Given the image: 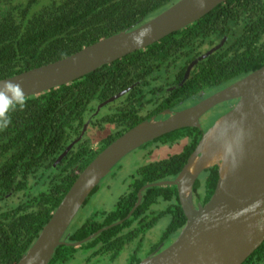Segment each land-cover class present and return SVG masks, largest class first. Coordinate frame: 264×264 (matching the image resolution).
I'll return each instance as SVG.
<instances>
[{"label":"trees","instance_id":"16d2710c","mask_svg":"<svg viewBox=\"0 0 264 264\" xmlns=\"http://www.w3.org/2000/svg\"><path fill=\"white\" fill-rule=\"evenodd\" d=\"M180 0H0V80L70 56L82 48L133 29ZM227 38L221 48L187 69ZM264 66V0H227L187 27L83 77L29 96L26 107L10 113L0 131V264H17L35 243L53 212L93 159L124 132L168 112L203 91L223 89ZM129 89L124 95L98 106ZM89 127L80 139L85 125ZM112 132L98 145L92 130ZM202 132L186 127L141 146L150 149L185 142L183 151L140 166L128 193L109 212L96 211L68 230V243L86 239L124 219L147 184L174 179L195 150ZM76 141V142H75ZM69 152L59 160L66 149ZM208 199L218 167L206 170ZM99 185L92 192L95 193ZM91 194V195H92ZM88 200V199H87ZM87 202V201H86ZM172 215L166 234L180 233L187 222L176 186H151L141 205L123 224L83 243L59 246L49 264H98L119 247L116 231L142 221L153 226ZM109 260V259H107ZM243 264H264V242Z\"/></svg>","mask_w":264,"mask_h":264},{"label":"water","instance_id":"95a60500","mask_svg":"<svg viewBox=\"0 0 264 264\" xmlns=\"http://www.w3.org/2000/svg\"><path fill=\"white\" fill-rule=\"evenodd\" d=\"M226 1L180 0L138 27L103 38L60 60L1 79L0 87L4 81L19 83L29 97L70 84L99 67L146 49ZM146 28H150L151 33L143 37L142 45H137L134 37ZM226 39L197 58L188 68L185 79L197 61L221 48ZM128 90L101 103L96 114ZM232 100H237L236 104L202 135L178 176L142 187L139 201L127 218L140 205L145 189L176 186L187 222L167 248L139 264H243L264 242V66L193 106L169 111L164 118L144 120L109 144L79 173L35 243L17 264H49L59 246L80 247L114 226L102 228L84 240L68 243V230L77 214L120 161L164 135L186 127H200L201 118L212 108ZM88 127L89 123L78 140ZM214 166L218 167L215 191L206 204L195 207V182L205 170Z\"/></svg>","mask_w":264,"mask_h":264},{"label":"flooded vegetation","instance_id":"af4514ba","mask_svg":"<svg viewBox=\"0 0 264 264\" xmlns=\"http://www.w3.org/2000/svg\"><path fill=\"white\" fill-rule=\"evenodd\" d=\"M218 91L219 90L203 91L200 94H198V96H196L192 99H188V100L182 102L181 104H179L174 109V112L182 110V109L187 108L189 106H193V105H195L198 102L206 99L207 97L211 96L212 94H214ZM236 102H237V100H232V101L221 103V104L215 106L214 108H212L204 117H202L200 120L201 126L197 127L202 132V135L215 123V121L219 117H221L222 115L227 113L231 108H233V106L236 104ZM167 116H163V118L167 117ZM202 135H201V137H202ZM154 147L155 146H153L152 149H150V147H144L143 150L144 151L149 150L148 152L151 153L152 151H154L156 149ZM161 147L165 148V147H167V145H163ZM140 148H142V147H140ZM159 148L160 147H157V149H159ZM183 148H184V145L182 146L181 151L175 152V153L182 152ZM191 155H192V153H191ZM165 158H167V157H165ZM205 175H206V170L200 175L199 178H201V177L206 178ZM170 180H173V179H170ZM130 181H128V179H127V182H128L127 187L128 188H129ZM196 182H195L194 189H193V201H194L195 207H198L200 204H202V205L206 204L210 199H208V197L206 196V188L204 186L205 184L202 183L201 188L197 189L196 188ZM138 195H139V192H138ZM124 197H125V195H124ZM178 197H179V195H178ZM142 200H143V193H142ZM142 200H141V202H142ZM138 201H139V197H138ZM137 202L135 203V205L137 204ZM179 202H180V199H179ZM86 203L83 205V207L86 205ZM135 205L132 207V209L135 207ZM140 205H141V203H140ZM180 205H181V203H180ZM132 209L130 210V212L132 211ZM136 209H135V211H136ZM107 212H109V211H107ZM134 212L131 214V216L129 218H127V216L129 215V213H128V215L124 219L110 224V225H114V226L110 227L109 229L123 224L125 220L130 219L133 216ZM167 216L170 217V221H171L172 215L160 216V217H158V219L163 218V217H167ZM146 219L148 221H142L139 224V228L144 226L143 230H140V229L137 230L138 222H133V223H130L128 227L123 228V230L119 229L116 231L117 237L115 238V242L119 247L117 248V250H116L117 252H115L116 254L113 257L111 256V257L106 258L109 260L106 261L105 264H139L145 258L155 256L156 254H158L159 252H161L162 250L167 248L178 237L179 233L177 235H174L175 233L166 234L165 233L166 229H167V227H166L165 231L160 236L158 241L157 240L155 241L154 239H152V242H150L149 246H145L146 241H147V237H148V231L152 227H154L157 223L156 222L155 224H153V226H145V225L150 224L149 222H150L151 218H146ZM170 221H169V223H170ZM110 225H107L105 227H108ZM105 227H103V228H105ZM106 230H108V229H106Z\"/></svg>","mask_w":264,"mask_h":264},{"label":"rangeland","instance_id":"374dc122","mask_svg":"<svg viewBox=\"0 0 264 264\" xmlns=\"http://www.w3.org/2000/svg\"><path fill=\"white\" fill-rule=\"evenodd\" d=\"M112 132V128H107L103 131L92 130L89 132L90 137L95 141V145H98L104 138H106ZM185 142L180 143L172 148L160 147L155 149L151 153L144 151L143 148H139L127 155L118 165H116L112 171L102 180L98 190L90 195L87 203L81 208L73 221L70 230L91 217L96 211H111L114 210L122 196L128 192V181L131 180V175L145 163L170 157L175 152H179ZM169 155V156H168ZM170 217L159 218L156 225L148 231V237L145 246H149L152 239L159 240L160 236L165 231L169 224ZM107 259H101L99 264H105Z\"/></svg>","mask_w":264,"mask_h":264},{"label":"clouds","instance_id":"9594fccd","mask_svg":"<svg viewBox=\"0 0 264 264\" xmlns=\"http://www.w3.org/2000/svg\"><path fill=\"white\" fill-rule=\"evenodd\" d=\"M151 33L146 28L134 37L137 45L143 44V37ZM27 98L21 84L13 81H4L0 87V131L5 130L12 123L10 113L23 110L26 107Z\"/></svg>","mask_w":264,"mask_h":264}]
</instances>
